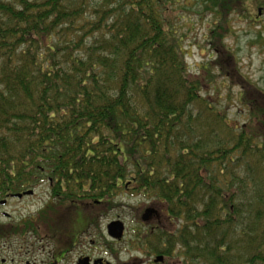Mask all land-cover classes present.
Here are the masks:
<instances>
[{
    "label": "trees",
    "instance_id": "trees-1",
    "mask_svg": "<svg viewBox=\"0 0 264 264\" xmlns=\"http://www.w3.org/2000/svg\"><path fill=\"white\" fill-rule=\"evenodd\" d=\"M170 1L0 0V201L42 183L51 210L127 190L174 223L150 252L264 264V90L236 74L248 120L233 126L212 75L230 71L225 27L249 0L201 2L216 61L196 74Z\"/></svg>",
    "mask_w": 264,
    "mask_h": 264
},
{
    "label": "rangeland",
    "instance_id": "rangeland-1",
    "mask_svg": "<svg viewBox=\"0 0 264 264\" xmlns=\"http://www.w3.org/2000/svg\"><path fill=\"white\" fill-rule=\"evenodd\" d=\"M203 0H171L169 7H171L174 15H181L183 18L182 23L188 27H184L187 33V40L184 48L188 50L186 63L190 67V71L194 74L197 73V67L205 64L213 65L216 61V54L209 45V31L214 27L213 23L216 20L208 14L202 12ZM264 4V0H262ZM255 0H249L245 4L243 14L233 13L228 21L227 35L223 36V43L228 47L231 52V58L227 59L224 56L220 63L222 67L228 68L230 71L227 73L226 78L221 77L220 71L216 68L213 70L212 75L217 77L216 86L220 91L221 97L224 99L230 94L231 102H226L229 106L228 120L233 126L241 127L248 120V114L245 108H241L238 104V97L240 88L238 86V74L242 79L247 80L251 84L256 85L258 88L264 90V13L259 17L260 22L254 23L256 17L257 6ZM189 47V48H188ZM237 74V76H236ZM231 83V90H228L229 82ZM224 84V87H220ZM212 93V92H211ZM228 104V105H227ZM224 108V107H222ZM33 195L25 196L21 199H9L4 206H0V218L7 214L11 218L20 219L34 216L44 205H49V194L47 183H42L40 186L33 190ZM114 208L112 212L108 211L107 207L99 208L100 217L95 220L97 229L89 227V232L97 235L100 243H104L105 228L109 221L115 217L124 223L125 236L128 241L127 244L112 247V255L119 261H129L133 257H139L138 251L135 247L129 245L134 244L137 238L135 235L141 234V231H148L141 227L140 216L143 209L148 207L152 202L149 198L142 195H131L126 192L118 194L114 200ZM109 208V207H108ZM158 212H162L163 206L156 207ZM102 214V216H101ZM159 223L166 232L172 233L174 225L168 224L163 214L159 215ZM158 222V220H157ZM148 226V225H146ZM102 237V238H101ZM108 243V240H106ZM177 256L172 257L171 264H185L184 260L179 256L183 252L180 246L175 245ZM111 249V248H110ZM106 255V254H105ZM188 264V263H186ZM192 264V263H190Z\"/></svg>",
    "mask_w": 264,
    "mask_h": 264
},
{
    "label": "flooded vegetation",
    "instance_id": "flooded-vegetation-1",
    "mask_svg": "<svg viewBox=\"0 0 264 264\" xmlns=\"http://www.w3.org/2000/svg\"><path fill=\"white\" fill-rule=\"evenodd\" d=\"M255 2L257 12L260 11L261 14H256L253 21L259 23V17L264 13V4L262 0H255ZM47 189L49 194V188ZM22 194L24 195V192ZM15 195L0 201V206H4L9 199H17ZM114 198L112 194L113 204L105 205L110 212L114 208ZM75 203L73 209L59 207L51 210L50 204L44 205L36 211L34 216L27 218L15 219L4 214L3 219L0 218V227L6 226L12 229L13 233L0 236V264H171L172 257L178 258L175 246L174 248L167 246L165 254L150 252L147 248L149 234H156L159 229L166 231L165 227L159 223L160 214L164 215L163 219L168 224L174 225L173 221L165 215L164 206L162 212H158L156 207L162 206L161 204L152 202L143 209L140 216L141 227L149 228V230L141 231V234L134 236L137 238L136 242L129 245L135 247L139 257H133L126 262L119 261L112 255V247L128 243L124 238V223L119 220V217L111 219L106 225L104 243L99 245L97 235L89 232V227L97 229L95 220L100 217L99 208H103L104 204L99 205L98 202L92 204L86 200ZM42 211H45L43 214L47 217L39 216ZM114 222H120L123 226V233L119 240L108 235L107 227Z\"/></svg>",
    "mask_w": 264,
    "mask_h": 264
},
{
    "label": "water",
    "instance_id": "water-1",
    "mask_svg": "<svg viewBox=\"0 0 264 264\" xmlns=\"http://www.w3.org/2000/svg\"><path fill=\"white\" fill-rule=\"evenodd\" d=\"M258 13L260 14V11H258ZM33 191H27L24 193V195H32ZM23 196V194H17L15 195V198L17 199H21ZM107 231H108V235L110 237H113L116 240H119L122 236L123 233V226L120 222H114V223H110L107 227Z\"/></svg>",
    "mask_w": 264,
    "mask_h": 264
}]
</instances>
